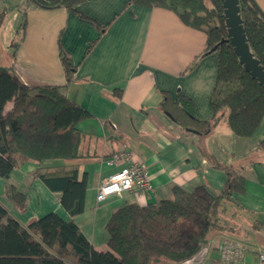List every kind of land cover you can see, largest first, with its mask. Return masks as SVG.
<instances>
[{
	"label": "crops",
	"instance_id": "1",
	"mask_svg": "<svg viewBox=\"0 0 264 264\" xmlns=\"http://www.w3.org/2000/svg\"><path fill=\"white\" fill-rule=\"evenodd\" d=\"M255 1L264 12V0ZM77 9L105 29L101 31L64 8L28 5L24 38L9 54V61L0 66H13L29 86L64 87L67 80L61 47L76 64L65 94L90 116L78 125L83 157L70 164L77 168L78 180L87 182L84 212L73 220L94 249L108 251L106 225L125 203H159L171 198L176 186L192 191L205 185L214 193L221 191L227 175L217 164L233 167L245 178L246 192L237 194L240 207H236L264 214V151L258 148L264 140V118L253 137L247 139L233 135L227 110L213 113L210 98L217 77V54L206 52L205 33L183 23L174 11L141 6L132 0H87ZM2 10L0 4V13ZM17 11L12 17L13 32L23 20V13ZM179 93L193 101L198 120L211 122L205 135L183 129L163 110L164 96L175 100ZM124 151L130 153V161L107 163ZM132 163L145 167L152 191L147 195H112L98 202L103 182ZM67 165L49 161L41 167ZM38 168L29 161L16 168L9 179L0 178V204L24 227L50 212L71 218L61 204V193L51 191L35 175ZM9 184L28 194L29 205L24 212L7 199ZM223 237L231 238L225 233L215 234L202 257L184 264L220 262Z\"/></svg>",
	"mask_w": 264,
	"mask_h": 264
},
{
	"label": "trees",
	"instance_id": "2",
	"mask_svg": "<svg viewBox=\"0 0 264 264\" xmlns=\"http://www.w3.org/2000/svg\"><path fill=\"white\" fill-rule=\"evenodd\" d=\"M31 1L42 9L64 8L101 31L105 29L77 9L87 0ZM132 2L174 11L183 23L205 33L206 52L217 54V77L210 98L213 113L227 110L233 135L252 138L264 118V85L251 77L234 52L223 0ZM238 2L250 51L264 67V12L255 0ZM5 15L4 11L0 13V28ZM26 16L24 11L20 42ZM60 60L68 85L77 66L62 47ZM67 85L29 86L13 66H0V178L9 179L26 162L37 163L35 175L51 191L61 193V204L71 216L66 220L50 212L24 227L0 204V264H184L197 256L215 234L228 229L221 224L220 216L229 204L240 207L236 196L246 192L245 178L233 167L217 164L227 175L221 191L214 193L205 185L192 191L176 186L171 198L159 203H125L106 225L108 251H96L73 220L84 212L87 182L79 181L77 168L70 165L83 157L78 125L90 114L67 97ZM9 103L12 105L7 109ZM162 108L185 130L203 136L211 129L210 121L195 117L194 103L183 93L175 100L166 94ZM258 148L264 151V140ZM49 161L63 162L68 167H41ZM5 194L18 211L28 208V194L15 185H7Z\"/></svg>",
	"mask_w": 264,
	"mask_h": 264
},
{
	"label": "rangeland",
	"instance_id": "3",
	"mask_svg": "<svg viewBox=\"0 0 264 264\" xmlns=\"http://www.w3.org/2000/svg\"><path fill=\"white\" fill-rule=\"evenodd\" d=\"M12 3V0H0V4L3 6L2 12H6L5 19L7 18L6 26L0 39V65L9 61V54L11 56L14 49L12 44L20 42L19 30L16 32L12 30L13 15L18 12V9L21 13H24L28 5L33 4L31 0H15V4ZM220 217L221 224L228 227L223 233L232 239L235 238L247 249L244 254V264H254L256 256L252 253V250L254 248H264V214L250 213L229 204L225 213L221 214ZM202 251L194 258L202 257L204 254V251Z\"/></svg>",
	"mask_w": 264,
	"mask_h": 264
},
{
	"label": "built area",
	"instance_id": "4",
	"mask_svg": "<svg viewBox=\"0 0 264 264\" xmlns=\"http://www.w3.org/2000/svg\"><path fill=\"white\" fill-rule=\"evenodd\" d=\"M127 161H130V153L124 151L113 155L107 163L116 165ZM151 191L152 186L145 167L141 164L132 163L115 172L103 182L97 193V201L103 202L112 195L123 196L128 192L147 195ZM246 250L239 241L223 237L221 261L213 264H244ZM252 253L256 256L254 264H264V248H254Z\"/></svg>",
	"mask_w": 264,
	"mask_h": 264
},
{
	"label": "water",
	"instance_id": "5",
	"mask_svg": "<svg viewBox=\"0 0 264 264\" xmlns=\"http://www.w3.org/2000/svg\"><path fill=\"white\" fill-rule=\"evenodd\" d=\"M224 14L229 40L240 64L260 84L264 85V67L250 51L239 14L238 0H223Z\"/></svg>",
	"mask_w": 264,
	"mask_h": 264
}]
</instances>
